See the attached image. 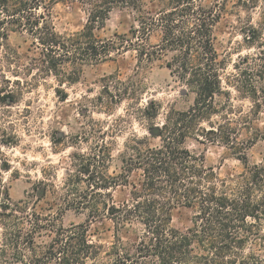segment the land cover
<instances>
[{
  "label": "trees",
  "instance_id": "trees-1",
  "mask_svg": "<svg viewBox=\"0 0 264 264\" xmlns=\"http://www.w3.org/2000/svg\"><path fill=\"white\" fill-rule=\"evenodd\" d=\"M55 1L0 0V47H6L11 33L28 34L34 54L24 58L11 49L7 57L24 64L31 70L29 75L54 76L62 84L75 82L84 66L133 49L139 68L166 56V67L185 84L184 95L192 93L194 100L186 109L170 104L159 123L155 120L161 104L139 103L138 112L151 123L150 134L134 135L125 142L118 172L110 170L113 149L106 140L73 153L72 172L60 187V199L64 209L88 211V222L65 227L57 224L55 215L27 207L25 200L14 202L0 172L4 264H264V161L250 166L246 153L258 140L264 141V128L254 129L249 121L264 109V64L248 67L250 58L264 60V27L249 25L245 41L257 45L259 53L241 57L237 72L224 80L226 66L215 48V28L226 10L224 0L211 4L160 0L162 7L153 14L144 11L143 0H70L84 8L87 22L68 35L58 32L52 22ZM260 2L264 4V0H244V5L257 8ZM117 6L138 12L137 24L128 33L98 38L94 30ZM157 32L159 38L152 42ZM105 80L106 91L114 88L119 99L137 90L119 76ZM229 86L253 102L251 115L241 117L250 131L246 140L239 139L238 123L229 116L234 109L228 105ZM56 93L66 100L62 88H56ZM217 96L227 98L228 109L220 111ZM149 137L159 143L151 146ZM189 138L223 143L245 169L222 176L189 149ZM38 183L48 185L44 180ZM118 187L129 189L119 201L114 194ZM36 189L37 198L47 195L46 188ZM177 207L192 211V225L186 231L172 225ZM98 218L113 224L109 245L90 237V221Z\"/></svg>",
  "mask_w": 264,
  "mask_h": 264
},
{
  "label": "rangeland",
  "instance_id": "rangeland-1",
  "mask_svg": "<svg viewBox=\"0 0 264 264\" xmlns=\"http://www.w3.org/2000/svg\"><path fill=\"white\" fill-rule=\"evenodd\" d=\"M215 1L202 0L205 4ZM224 3L226 10L215 28V48L226 66L222 71L226 80L237 72L235 65L241 57H252L259 53L257 45L252 47L245 41L244 33L249 25L264 27V4L260 2L261 7L251 8L244 5V0H224ZM161 7L160 0H143L146 13H156ZM51 16L56 30L64 35L82 30L87 22L84 8L70 0L52 2ZM137 18L138 12L132 8L117 6L94 32L104 40L114 37L116 33H128L137 24ZM158 38L159 32L154 33L151 40L156 42ZM30 46V36L16 32L10 34L6 47H0V150L3 152L0 154V172L3 182L14 202L25 200L27 207L35 208L43 215H55L58 225L67 227L85 223L90 219L88 211L64 209L59 194L63 181L72 172L73 153L86 151L106 140L113 149L110 170L118 172L125 142L134 135L143 137L150 134L151 123L138 112L139 103L141 106L151 100L160 103V115L155 120V123H159L170 104L186 109L192 104L194 95H184L185 84L166 67V56L139 68L135 50L114 52L98 64L84 66L78 81L62 84L54 76L37 74L33 77L24 64L7 57V51L14 49L26 58L34 54ZM255 63L264 64V60L250 58L248 67ZM137 69L139 73H136ZM112 75L119 76L124 84L130 83L131 87L137 89L136 92L130 90V95L119 99L114 88L106 91L105 79ZM56 88L66 92V100L59 98ZM228 89L231 92L228 105L234 108L229 116L238 123L239 139L246 140L250 131L244 127L241 117L243 114L251 115L253 102L234 87L229 86ZM11 91L13 94L9 93ZM217 103L219 107L222 106V111L225 103H228L227 98L217 96ZM249 121L254 129L264 128V109L258 116L252 114ZM204 125L208 126L206 123ZM148 141L151 146L159 143V139L152 137ZM186 144L222 176L238 174L245 169L243 162L223 143L189 138ZM246 153L250 166L262 163L264 141L258 140ZM39 180H44L48 185L43 186L38 183ZM43 187L47 195L37 198L36 188L40 190ZM128 190V187H118L114 191L116 200L124 199ZM172 216V225L181 231H186L192 225V211L189 208L177 207ZM1 230L0 227V233ZM89 233L95 242L109 245L113 241V224L108 218L92 220ZM0 264H4L1 258Z\"/></svg>",
  "mask_w": 264,
  "mask_h": 264
}]
</instances>
